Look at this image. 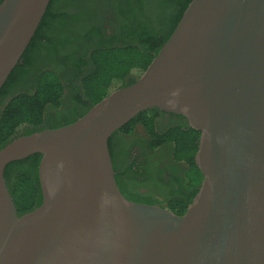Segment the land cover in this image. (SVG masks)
Returning a JSON list of instances; mask_svg holds the SVG:
<instances>
[{"label": "water", "instance_id": "water-1", "mask_svg": "<svg viewBox=\"0 0 264 264\" xmlns=\"http://www.w3.org/2000/svg\"><path fill=\"white\" fill-rule=\"evenodd\" d=\"M49 2L0 3V89ZM153 109L200 134L182 215L116 184L108 140ZM34 154L42 201L18 216L4 169ZM0 264H264V0H191L136 82L1 148Z\"/></svg>", "mask_w": 264, "mask_h": 264}, {"label": "trees", "instance_id": "trees-1", "mask_svg": "<svg viewBox=\"0 0 264 264\" xmlns=\"http://www.w3.org/2000/svg\"><path fill=\"white\" fill-rule=\"evenodd\" d=\"M190 1L50 0L28 47L0 89V149L15 138L71 124L113 91L136 82ZM106 19L109 37L103 28ZM24 82L29 87L19 90ZM165 114L156 109L140 113L110 136L108 148L116 184L126 200L182 215L202 181L194 161L200 134L173 114L169 116L184 123L157 126L156 120ZM137 126L148 136V158L167 148L172 160L183 164L168 172L157 170L159 179L163 174L168 179L167 186L150 189L157 194L132 191L134 170L130 166L120 170L117 165L124 156L126 138ZM40 159L34 154L4 169L18 216L41 204Z\"/></svg>", "mask_w": 264, "mask_h": 264}, {"label": "flooded vegetation", "instance_id": "flooded-vegetation-1", "mask_svg": "<svg viewBox=\"0 0 264 264\" xmlns=\"http://www.w3.org/2000/svg\"><path fill=\"white\" fill-rule=\"evenodd\" d=\"M103 28L106 32V36H111V31L110 27H108L107 19L105 21V24L103 25ZM28 87V82H24L17 88L24 91ZM8 99L5 100L7 101ZM59 110L62 109L60 108ZM169 115L170 114H165L164 116H160L156 120V125L159 127H167L173 125L174 123H184L182 119L176 118L177 116L170 117ZM147 138L148 136L144 129L139 131L138 128H135V131L126 138L127 143L124 150V156L122 158V161L120 159V162H118L117 164L120 170H125V168L129 166L134 170L133 179L136 184L131 187V190L143 195H147L148 192H151V188H163L168 185V179H166L165 174H163L162 180L158 178L157 170L159 168L165 169L168 172V170L173 169L174 166L177 167L183 165L182 163H179L177 165V163L172 160V156L171 154H169V150L167 148H164L162 151H154L153 153H155L157 157H154L153 159H151L150 157L148 158V156L145 155V141L147 140ZM152 191L155 192L154 190ZM155 194L157 193L155 192ZM155 198L159 197L156 195ZM162 206H165V204H163Z\"/></svg>", "mask_w": 264, "mask_h": 264}, {"label": "rangeland", "instance_id": "rangeland-1", "mask_svg": "<svg viewBox=\"0 0 264 264\" xmlns=\"http://www.w3.org/2000/svg\"><path fill=\"white\" fill-rule=\"evenodd\" d=\"M136 128H138L139 131L143 130L140 126H137ZM166 208V207H164Z\"/></svg>", "mask_w": 264, "mask_h": 264}]
</instances>
